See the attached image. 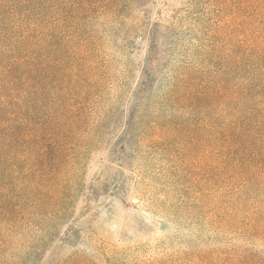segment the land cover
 <instances>
[{"label": "trees", "instance_id": "1", "mask_svg": "<svg viewBox=\"0 0 264 264\" xmlns=\"http://www.w3.org/2000/svg\"><path fill=\"white\" fill-rule=\"evenodd\" d=\"M136 144L139 196L219 240L125 264H264V0H0V264L88 237Z\"/></svg>", "mask_w": 264, "mask_h": 264}, {"label": "rangeland", "instance_id": "2", "mask_svg": "<svg viewBox=\"0 0 264 264\" xmlns=\"http://www.w3.org/2000/svg\"><path fill=\"white\" fill-rule=\"evenodd\" d=\"M120 65L121 61L113 63L114 67H120ZM110 97L109 95L108 98L111 99ZM121 127L119 122L117 125L110 124L106 129L103 140L98 146L100 149L92 156L83 181H87L88 177L90 178L98 172V161L104 154L103 149L120 133ZM129 133L135 134L138 133V130L132 129ZM132 142L137 143L136 140H132ZM142 155L150 157L153 154L140 153L136 144L130 158L127 157L128 163L117 165L121 175L109 167L102 169V178L108 177L110 181L120 179L118 194L110 192L109 195L101 196L100 200H103L106 208L104 212H101L100 217L96 219L82 217L76 221L77 229L82 230L83 233L90 231V235L68 240L66 243L58 240L51 241L34 264H62L75 254L72 253L73 250H78L77 254L84 255L87 260L93 262L92 264L142 262L166 253L183 251L192 242H196L194 245L199 244L200 248L218 242L219 239L211 240L208 237L192 241L190 226L183 224V221L190 224L189 221L184 220L182 216L179 224V219L174 221L175 218L169 213L167 206H164L166 203L169 204L171 199H168L166 195L162 196L160 190L153 189V185L146 189L142 198L139 196L137 182H134L130 176L129 163L139 167ZM110 156L112 155L110 154ZM96 232H98L99 238H92L91 234ZM207 235L209 234L207 233L205 236Z\"/></svg>", "mask_w": 264, "mask_h": 264}]
</instances>
